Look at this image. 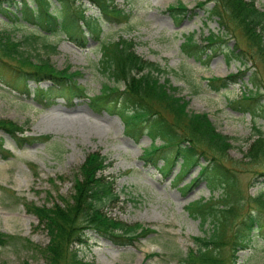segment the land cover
Wrapping results in <instances>:
<instances>
[{
	"label": "rangeland",
	"instance_id": "374dc122",
	"mask_svg": "<svg viewBox=\"0 0 264 264\" xmlns=\"http://www.w3.org/2000/svg\"><path fill=\"white\" fill-rule=\"evenodd\" d=\"M26 1L33 6L31 0ZM111 1L127 17L119 22L101 20L98 37L103 42L114 41L118 36L129 38L135 43L138 55L177 72L176 75L168 73L166 77L176 87L177 95L188 103L187 109L207 114L216 130L229 137L231 146L225 152L227 158L223 163L232 171L243 202L236 220L246 211L255 210L252 200L259 193L264 199V158L251 162L246 155L256 138L254 132L258 129L264 133V112L257 109L253 114L232 106L243 94L256 90L250 83L252 72L263 80L256 90V107L264 103V63L248 56L242 62L231 58L226 61L223 54H218L207 65H202L181 52L180 44L186 35L192 34L200 43L210 32L218 33L221 29L218 20L209 12L212 3L203 0ZM254 2L264 12V0ZM177 4L186 9L180 18L168 10L169 6ZM54 7H59L57 0H51L50 11ZM84 8L85 15L98 14L89 2L84 1ZM14 14L21 16L19 10ZM0 30L10 32L15 41L24 43L26 36H37L27 41L29 45L21 47L31 55L30 61L45 59L56 70L78 72L76 82L84 87L87 96L99 94L103 85L117 84L99 69L101 40L88 36L81 46L64 32L43 34L33 23L8 18L4 13H0ZM39 33L44 37L40 38ZM234 34L244 46L241 30L236 29ZM237 39L226 37L224 52L236 46ZM45 44L56 47L51 51ZM238 72H242L241 79L226 90L215 92L207 85L212 77ZM29 85L31 90L36 86L32 81ZM117 85L123 88L122 84ZM39 86L45 88L49 83L43 81ZM58 95L43 104L32 93L29 96L17 93L0 82V119L22 126L25 135L50 136L47 142L35 141L18 147L11 137L0 133L4 148L11 153L6 158L0 156V232L20 238L0 246V264H46L45 257L31 251L25 239L43 247L49 236L45 229L37 227V217L26 211L23 202L51 205L59 201V196L69 197L74 192L75 179L80 178V166L94 151L106 156L109 165L104 174L115 177L113 186L119 194V199L107 204L104 212L124 224H138L154 232L131 245L119 246L88 230L86 242L74 245L81 261L86 264H183L181 258L194 247L192 238L211 228L208 220L201 225L199 219L192 218L186 205L195 199L222 194L219 189L210 192L203 180L188 191L180 188L197 176L205 159L200 158L199 163L175 184L173 177L179 170V163L168 175L161 176L156 167L144 163L141 158L142 149L150 144L148 136L131 137L125 132L119 114L106 109L94 110L85 96H73L68 100L64 94ZM155 143L160 144L161 140ZM158 164H162L161 159ZM230 229L228 235L235 230L234 222ZM251 235L248 245L236 253L237 264H264V236L258 230H253ZM224 251L227 256L232 253L229 246Z\"/></svg>",
	"mask_w": 264,
	"mask_h": 264
},
{
	"label": "trees",
	"instance_id": "16d2710c",
	"mask_svg": "<svg viewBox=\"0 0 264 264\" xmlns=\"http://www.w3.org/2000/svg\"><path fill=\"white\" fill-rule=\"evenodd\" d=\"M57 1L59 7L50 11L51 0H31L33 6L26 0L19 3L15 0H0V13L6 14L8 18L33 23L43 34L64 32L81 46H84L88 36L102 39L98 37L102 19L119 22L127 17L121 9L113 6L111 0ZM84 1L92 4L98 14L85 15ZM203 1L212 3L209 12L218 20L221 29L218 33L210 32L200 43L194 40L192 34L186 35L180 44L181 52L202 65H207L218 54H223L226 61L231 58L242 62L248 56L249 59L256 58L264 63V12L256 7L254 0ZM15 10H19L21 16H15ZM168 10L177 18L186 11L182 4L169 6ZM236 29H240L243 34L246 42L244 46L239 44L234 34ZM41 33L38 34L40 38L44 37ZM230 36L236 38L238 43L225 53V39ZM24 39L25 43L15 41L10 32L0 30V82L6 87L26 96L32 93L43 104L49 103L58 94H64L68 100L73 96H85L94 110L106 109L119 114L128 135L133 138L146 135L150 138L149 146L142 149L144 163L156 167L161 176L168 175L179 163V170L173 177L175 184L199 163L200 158L205 159L197 176L180 188L184 192L188 191L203 180L210 192L219 189L222 194L217 197L210 195L208 199H195L186 205L192 218L199 219L201 225L208 220L211 228L204 229L202 235L192 238L194 247L189 248L181 258L183 264H237L236 253L248 245L251 232L258 230L264 236L263 195L259 193L252 200L255 210L246 211L236 220L243 209V202L239 198L232 171L223 163L227 158L225 152L231 146L229 137L216 130L207 114L187 109L188 103L177 95L176 87L166 77L168 73L176 75L175 70H166L138 55L135 43L129 38L118 36L114 41L101 40L99 69L113 83L122 84L123 88L117 84L103 85L99 94L87 96L84 87L76 82L78 72L56 70L45 59L30 61L31 55L22 51L21 47L29 45L27 41L35 40L37 36L31 34ZM45 45L51 51L56 47ZM241 73L212 77L207 80V85L215 92L226 90L238 83ZM30 81L36 84L33 90ZM43 81H48L49 86L40 87ZM250 83L257 90L263 80L252 72ZM256 90L243 94L238 101L233 102L235 105L232 107L253 114L257 109L264 112V103L256 107ZM254 128L257 129L256 126ZM23 129L10 120L0 119V133L11 137L18 147L50 139L48 135H25ZM254 133L256 138L252 140L246 158L258 162L264 158V133L258 129ZM157 139L161 140L160 144L155 143ZM9 155L11 153L4 148V140L0 135V156L6 158ZM160 159L161 165L158 164ZM108 165L106 156L98 151L91 152L80 166V178L75 179L74 192L69 197L59 196V201L51 205L23 202L26 211L37 217V227L45 229L49 236L48 243L43 247L25 239L31 251L40 252L45 257L46 264H86L79 258L74 245L86 242L88 230L119 246L131 245L138 238L154 232V229L138 224H124L104 212L107 204L119 199L113 186L115 177L104 174ZM233 222L235 230L228 235ZM15 239L20 238L0 232V246ZM227 246L232 250L228 256L224 251Z\"/></svg>",
	"mask_w": 264,
	"mask_h": 264
}]
</instances>
